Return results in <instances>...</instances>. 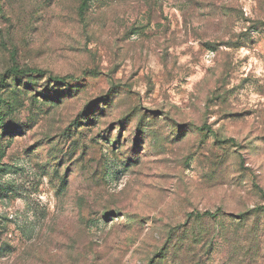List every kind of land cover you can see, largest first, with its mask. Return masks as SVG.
Wrapping results in <instances>:
<instances>
[{
	"label": "rangeland",
	"instance_id": "1",
	"mask_svg": "<svg viewBox=\"0 0 264 264\" xmlns=\"http://www.w3.org/2000/svg\"><path fill=\"white\" fill-rule=\"evenodd\" d=\"M0 86V264H264V0H0Z\"/></svg>",
	"mask_w": 264,
	"mask_h": 264
},
{
	"label": "trees",
	"instance_id": "2",
	"mask_svg": "<svg viewBox=\"0 0 264 264\" xmlns=\"http://www.w3.org/2000/svg\"><path fill=\"white\" fill-rule=\"evenodd\" d=\"M86 9V3L83 1L80 7V12H83ZM9 59H10V67L6 70L5 75L6 76H28V75H37V76H45L47 73L36 68H30V67H22L18 60H17V54L16 50H11L9 52ZM70 77H53L49 76V79L52 82L55 83H64L66 82ZM2 88L0 86V92ZM208 130V128H205V130ZM154 261H150L149 264H153Z\"/></svg>",
	"mask_w": 264,
	"mask_h": 264
}]
</instances>
